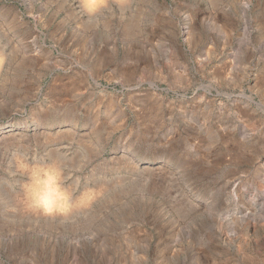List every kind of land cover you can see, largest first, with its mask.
<instances>
[{"label": "rangeland", "instance_id": "1", "mask_svg": "<svg viewBox=\"0 0 264 264\" xmlns=\"http://www.w3.org/2000/svg\"><path fill=\"white\" fill-rule=\"evenodd\" d=\"M168 2L181 0L142 5V47L3 61L0 125L18 134L0 140V264H264V0H187V29ZM15 153L101 195L41 219L10 175Z\"/></svg>", "mask_w": 264, "mask_h": 264}, {"label": "bare ground", "instance_id": "2", "mask_svg": "<svg viewBox=\"0 0 264 264\" xmlns=\"http://www.w3.org/2000/svg\"><path fill=\"white\" fill-rule=\"evenodd\" d=\"M16 1L19 2V5L16 7L14 6V8H16L15 10L11 6H7L6 9L3 8L2 10H0V24L2 23L6 27V29L9 31V33L7 34H10L12 37H15L17 40V44L13 45L12 49L8 50L9 48L8 47L6 50L5 49L6 45L5 46L2 45V41L4 40H2V38L0 37V56L4 57L3 61H5L6 59H16V60H20V62L21 61L31 62L32 60H45V61L53 60L54 61L57 59L56 58L57 56L55 53L53 54L52 51L58 50L59 46L66 47L67 48L66 50L67 51L69 50V52H65L68 54L69 58H81L83 56V57H89L91 59L96 58V57H101L104 54L103 47L109 46V44L117 45L118 43H120V45L121 44L129 45V41L131 40L135 46L142 47V43H141V41L143 40L142 33L145 30L144 29L145 27L143 28V23L145 22L143 15H145L146 13V10L144 8L145 5L144 7H142V5L147 3L148 0H107V6L103 8L99 13H97V16L95 18H90L84 13V11L80 7V0H16ZM186 1L187 0H181L180 3L176 2L174 3V5L168 2L167 3L168 6L166 9V14L168 18H170L169 16H171V14L173 13L175 9H177L179 12L182 13L183 16H180L181 17L180 22H183L185 24V29H187L186 27L187 25L185 23L186 22V11H187ZM131 6L134 7V12L132 10H131L132 12L128 11L130 9L129 7ZM155 6L156 5L153 4L149 6V8L154 9ZM152 16L156 18V16L154 15ZM111 22H115V23L111 24ZM255 23L260 29H262V31L264 30V18H262V16H259L258 18H256ZM226 25H228V23H226ZM164 26L167 30L166 39H167L168 47L166 49V52L168 53L170 51L169 47L171 44L169 43L170 35H171V34L169 35V31H170L169 28L171 26L170 19H165ZM180 26H183V25H180ZM116 35H119V36H116ZM124 36H127L128 38H124ZM98 37L101 39L99 40V43H97L96 41ZM46 40H49L50 45L47 44ZM101 43H103L102 46L99 45ZM159 43L161 42L159 41ZM159 43L158 45H160ZM95 44H98V46H96ZM150 57H152V55ZM3 61L0 62V82L4 79V74H5ZM132 71L134 72L135 70H132ZM39 73L41 72L39 71ZM118 73H119V70H118ZM15 84H17V82ZM40 120H41L42 126L45 124H48V125L54 124V122H51V121H48L49 123L45 121L44 123V121H42L43 119H40ZM69 123H72V121L66 124L69 125ZM15 125L16 124H13V123H9L6 125H0V140H3V138L15 137L18 133L10 132V130H12V127ZM35 214L41 219L42 218L46 219V221L54 220L55 222V220H57L58 218H61V217L49 218V217L42 216L38 213H35ZM58 222H60V220ZM43 223L44 222H42V224ZM75 223L76 222H74V224ZM263 228H260V229L262 230ZM255 235L257 234L255 233ZM253 238H254L253 241L255 243L256 237H253ZM248 240L249 239H247V243L249 242ZM257 241H260V240H257ZM258 254L260 255V253Z\"/></svg>", "mask_w": 264, "mask_h": 264}, {"label": "clouds", "instance_id": "3", "mask_svg": "<svg viewBox=\"0 0 264 264\" xmlns=\"http://www.w3.org/2000/svg\"><path fill=\"white\" fill-rule=\"evenodd\" d=\"M107 0H80L84 13L95 18ZM4 60L0 56V62ZM10 175H22L26 206L29 210L49 218H68L75 209H87L101 193L92 188L77 194L66 183L64 170L51 160L45 163L30 162L24 153H15L9 161Z\"/></svg>", "mask_w": 264, "mask_h": 264}]
</instances>
